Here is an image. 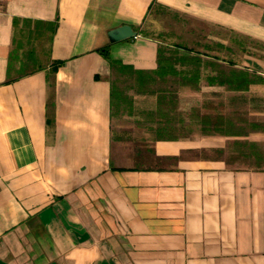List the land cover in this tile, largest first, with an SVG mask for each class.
<instances>
[{
  "label": "crops",
  "instance_id": "0c3cea01",
  "mask_svg": "<svg viewBox=\"0 0 264 264\" xmlns=\"http://www.w3.org/2000/svg\"><path fill=\"white\" fill-rule=\"evenodd\" d=\"M153 3L221 46L183 52L259 80L165 83L140 150L96 50L156 70ZM0 264H264V0H0Z\"/></svg>",
  "mask_w": 264,
  "mask_h": 264
},
{
  "label": "rangeland",
  "instance_id": "374dc122",
  "mask_svg": "<svg viewBox=\"0 0 264 264\" xmlns=\"http://www.w3.org/2000/svg\"><path fill=\"white\" fill-rule=\"evenodd\" d=\"M142 28L148 32L152 39L159 42L164 56L180 57V53L183 56H189L183 51L220 49V46L213 43L211 45L206 39L207 32H211L210 27L190 21L167 10L156 11L149 15ZM37 47V54H41V52L47 51L48 44L39 43ZM225 57L231 59L228 56ZM232 61L233 59H231V63H233ZM176 69L179 70V67ZM118 79L117 85L123 90L126 103L120 109L114 110L113 125L118 131L115 132V135H118L115 141L117 144L134 146L141 150V147H148L149 141L155 139V137L146 135V129L157 124L159 92L167 90L165 83L179 78L168 77L165 80L157 78L144 86H139L130 76H120ZM168 104L170 109L167 110H172V102Z\"/></svg>",
  "mask_w": 264,
  "mask_h": 264
},
{
  "label": "trees",
  "instance_id": "16d2710c",
  "mask_svg": "<svg viewBox=\"0 0 264 264\" xmlns=\"http://www.w3.org/2000/svg\"><path fill=\"white\" fill-rule=\"evenodd\" d=\"M165 10L160 6H157L155 3L151 4L149 7V14L155 13L156 11ZM146 18L143 20V24L145 23ZM139 32V35L143 38L152 39L148 32L144 29L137 28L136 29ZM155 40V39H153ZM221 47V46H220ZM96 52L107 61L111 68V109L112 111L120 109L125 103H126V97L123 93V90H121L118 85V78L120 76H130L134 79V81L139 86H144L145 84L149 82L155 81V79L159 78L162 80H165L168 77H178L181 76L183 79H192V80H198L200 79L201 71L206 66L212 67L214 71H218L216 76L208 77L207 80L210 82L216 81V82H244L245 86H248L251 83H254L255 81H258L259 79L250 74L249 72H237L235 70H229L228 72H221L220 69H218V66L215 64H208L205 63L200 57L198 56H164L163 49L160 47L157 51V69L151 72H142V71H136L131 66L123 65L122 62L118 60H114L111 58L109 47H104L99 50H96ZM63 64V62H57L55 63L51 68L50 71L52 74H55L57 69ZM176 65H179L182 67L181 70H177L175 68ZM9 74V73H8ZM9 81V80H8Z\"/></svg>",
  "mask_w": 264,
  "mask_h": 264
},
{
  "label": "water",
  "instance_id": "95a60500",
  "mask_svg": "<svg viewBox=\"0 0 264 264\" xmlns=\"http://www.w3.org/2000/svg\"><path fill=\"white\" fill-rule=\"evenodd\" d=\"M136 32L130 26H122L111 30L108 33L110 43H115L117 41H122L130 38H134L136 36Z\"/></svg>",
  "mask_w": 264,
  "mask_h": 264
}]
</instances>
